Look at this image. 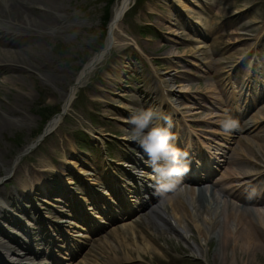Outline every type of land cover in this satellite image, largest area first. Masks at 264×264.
I'll use <instances>...</instances> for the list:
<instances>
[{
	"label": "rangeland",
	"instance_id": "obj_1",
	"mask_svg": "<svg viewBox=\"0 0 264 264\" xmlns=\"http://www.w3.org/2000/svg\"><path fill=\"white\" fill-rule=\"evenodd\" d=\"M118 1L110 4V16ZM105 3L106 0H60L58 8L51 10L53 18H63L64 26L39 40L38 52L30 51L44 58L51 71L20 78L28 101L24 110L17 117L12 116L10 123L0 130V188L21 187L18 183L25 178L27 166L53 168L49 183L43 184L48 185L44 192L35 188L23 200L30 210L23 220L37 227L41 223L42 230L36 234L41 242L35 247L43 249L21 258L23 253L17 252L22 251L23 239L18 238L17 244H11L15 250L11 260H15V264L19 261L24 264H228L220 261L221 251H214L218 245L217 234L225 230L221 227L208 230L206 237H212L213 243L207 249L204 237L192 226L174 220L172 210L165 208L168 198L177 205V192L183 189L182 184L161 199L172 227L188 232L185 239L171 227H156L136 209L121 218L122 207L111 193L110 184L119 188L126 204L122 194L127 193L128 188L132 190L127 183L130 180L119 179L115 173L122 167L130 171V167L116 161L126 164L130 155H137L143 168L147 161L146 154L139 155V150L143 151L140 146L124 132L131 127L126 123L129 108H152L156 116L160 112V119L163 118L167 109L158 108L149 83L154 82L156 74L167 73L171 88L179 90L177 98L172 99L177 107L171 120L177 131L190 139L189 142L184 139L182 147L188 153L189 167L195 169V150L200 148L212 162L219 161V169L208 163L213 182L228 170L238 183L260 174L264 183V116L261 117L264 115V0H134L114 31L112 48L90 70L59 124L30 153L22 156L14 166L17 173H4V167L11 166L16 155L43 131L46 124L43 113L48 107L61 111L62 98L74 82L81 61L88 54L92 57L98 49L100 17ZM174 28L179 29L178 35L170 33ZM240 59L236 69L231 71ZM250 67L257 81L246 84L244 73ZM3 81L4 75H1L0 82ZM6 95L13 99L14 92L1 86L0 97L7 100ZM235 111L242 114V120L249 126L252 122L257 124L240 133L223 132L219 123L222 116L225 112L233 116ZM155 120L156 117L153 122ZM81 130L88 132L87 138ZM223 151L225 154L220 157ZM67 160L75 162L77 168L66 165ZM88 172L93 173L90 176L96 181L92 184L95 189L109 188V199L96 190H89L84 180ZM64 180L69 182L64 183ZM122 183L125 187H120ZM222 187L220 183L214 188L218 213L225 210L224 202L239 204ZM257 190L254 187L255 193ZM133 201L129 198L127 208H135ZM258 207L264 212V202ZM75 210L84 219L75 215ZM178 213L182 214L181 210ZM186 216V219L191 217ZM61 218L71 219L75 225L54 223ZM134 218L142 222L143 230L157 235L164 233L185 251H177L161 242L158 246L142 242L139 243L142 249L149 245L154 248L155 261L148 262L146 257L145 260L141 257L122 260L124 253L114 254L106 245L117 247V230L138 228L130 220ZM2 222L0 219V224ZM5 224V228L10 225ZM16 229L26 235L24 228ZM48 232H53L54 236H48ZM129 232L133 236L131 230ZM195 242L202 244L200 254L191 248ZM228 256L234 264L230 251Z\"/></svg>",
	"mask_w": 264,
	"mask_h": 264
},
{
	"label": "bare ground",
	"instance_id": "obj_2",
	"mask_svg": "<svg viewBox=\"0 0 264 264\" xmlns=\"http://www.w3.org/2000/svg\"><path fill=\"white\" fill-rule=\"evenodd\" d=\"M59 1L60 0H0V76L4 75V81L0 82V87L6 86L8 92H14L13 99L8 98L7 95V100L0 97V130L3 126L10 123L12 116L17 117L18 114L24 110L23 106L28 101L27 94L23 93V84L19 82L20 78L34 77L36 75L40 76L48 74L51 71L50 64L44 58L32 55L30 51L33 50V52H38L37 47L40 43L39 40L46 38L48 36L47 34L52 35L53 32L64 26L63 18L57 16H54L53 18L50 14L51 10L58 8ZM133 1L134 0H119L113 8V13L108 24L109 34L106 38L105 46L92 56L84 68L76 75L74 82L62 98V107L64 109L69 110L78 88L84 84L90 70L93 66L102 61L106 53L111 49V45L115 40L114 31L120 26L125 12ZM196 23L198 22L196 21ZM178 31V28H174L173 32L170 33L172 35H178ZM198 47H200V45ZM167 74H164L163 76L165 83L167 82L166 84L162 78H160L163 81L162 87L157 86L160 90L157 89L155 82L149 83V90L154 94L153 96L157 101L158 107H165V109H167L161 120L160 114L157 113L156 120L153 122L155 123V126H165V118L170 120L173 125L171 116L174 115L175 112H173L174 110L170 107L168 102H173L171 101L173 97L177 98V92H179V90L175 91L171 88V85H169L170 82L167 80ZM51 77L54 78L55 75H51ZM233 114V117L239 120V128L231 133H240L243 130H249L257 124L252 122L251 126H249L247 121L242 120L243 116L241 113L235 111ZM263 116L264 115L261 117L263 118ZM59 122L60 118L58 119V116H54L45 127V130L47 132L52 131ZM175 127L176 126L173 125L170 130L176 136V146L183 151L182 147L184 139L187 140V142L190 139L188 136L185 137L183 133H177L176 131L174 133V129L176 130ZM262 138L264 139V134H262ZM34 141L29 145L32 146ZM22 152L23 151L16 155L11 166L4 167L5 175H9L13 171L14 173H17L15 165L18 164L19 160L22 158ZM144 154L145 153L140 150L139 155ZM224 154L225 151L222 152L220 157H223ZM195 160L197 161L195 169H192L190 166V170L182 179L183 191H178L177 193L179 202L176 205L172 202V199L168 198V203L165 208H170L172 210L174 214L172 217L174 220L176 219L177 222H183L186 226H192L199 236L204 237L207 249L208 247H211L213 243L212 237H206L208 230L211 229L214 231L216 228L220 227L225 230V232L223 231L224 233L217 234L216 239L218 245L214 247L215 253L222 252L221 255H218L220 261L223 260L228 264H233L229 261L230 257L228 256V251H230L234 258V264H264V212L258 207V204L264 202V191L259 198L256 197L255 194L257 193L252 189L255 186L263 188L264 183L262 182V179L259 180L258 184L256 182L257 178H255L246 186H238V184L232 180V174L228 173V170H225L221 174V177L213 182V179L211 178L212 171L209 168L208 163H212L216 169H219V161L215 160L212 162L200 148L195 150ZM128 162L129 163L122 164L120 161H116V163H120L124 166L131 164L134 171L135 168L143 167V163H141V159L137 155H130L128 157ZM36 165L37 164L33 167L27 166L25 178L21 179V182H19L20 184L18 183L21 187L18 186L16 190H3L0 188V219L3 221L2 224H0V246L3 247L2 250L0 249V252L4 250L7 253L9 252L13 254L14 250L11 248V244L12 242H17V236H22V234L15 228L25 227L23 217H28L30 214L28 206L23 203V200L26 199L27 193H32L35 188H38L39 191L42 189L41 192H44V189L48 187V185L43 184L49 183V175L52 174L51 171L53 168L43 167L39 169ZM66 165L77 168L76 163L72 162V160H67ZM145 165L148 166L147 163H145ZM149 168H147V170ZM92 174L93 173L88 172L87 180H89V183L95 184L96 181L90 176ZM115 175L119 179H124L126 176H130L132 179L138 180L139 182L135 184V187L132 190L130 188L127 189L129 191L125 193L126 198L133 199L135 201L133 202V205L136 207L135 209L138 212L144 213V217L151 221L156 227L163 228L167 226L173 228L172 223L165 215L162 205L158 203L163 196L158 197L153 194L152 185L154 182L151 185L145 183L147 180L144 181L145 177L153 179L152 172L147 173L146 171H143V175L141 176L137 173L126 171V169L122 167L119 170L116 169ZM63 182L68 183L69 181L64 180ZM220 183L223 186L222 190L224 192L242 204H233L229 201L224 202L223 205L225 210L223 212L219 211L218 213V205L214 200V187L218 186ZM40 184L41 186H39ZM128 184H130V182H128ZM120 187L125 186L122 183L120 184ZM206 188L211 199L205 198ZM112 190L114 192L113 194L117 197L119 204L123 208V213L119 214H121V218L124 219V217H127L129 213H131V210L127 209V207L125 208L120 202L123 200L119 197L120 192L118 188L116 189L115 185H113ZM99 191L104 196H109L110 194L106 187L99 189ZM132 193H134V195H132ZM140 193L145 197L141 201H139ZM252 193L254 194L250 195ZM187 194L191 196L190 198L188 197L189 199H187ZM251 203L255 204V206L252 207ZM11 210H14L16 213L13 214ZM178 210H181L182 214H179ZM74 213L77 215L79 211H74ZM186 215H190L191 217L189 216L190 218L186 219ZM130 220L135 223L138 228L125 227L121 230H117L115 233L117 247L106 245L114 254L124 253L122 260H133L137 257L144 259L146 257L149 260L148 262L155 261L154 248L149 245L145 247V249H142L139 247V243L142 242H149V244L155 246H158L161 242L164 245L167 244L169 247L175 248L177 251H185V248L181 244H173L172 237H168L164 233H159L157 235L145 231L143 230V224L139 219L134 218ZM5 223L11 225L12 231L10 233L6 230L7 228L5 229L3 227L6 225ZM56 223L60 225L74 224L71 220L64 218L57 219ZM40 224L38 227L31 225V228L29 227V229L25 230L26 235L30 238V244L24 246V252L22 251L24 254L22 255V258L25 255L37 253V251L33 249V245L40 239L37 237H30V235L33 236L39 231V229L41 230ZM129 230H131L133 236L130 234ZM175 230L176 233L184 239L188 235L186 234L188 233L187 231ZM183 232H185L184 235ZM192 237L195 238V235ZM189 238H191V236H189ZM23 239L24 242L27 240L26 238ZM48 241L49 240L44 241V243ZM191 248L197 251V254H200L202 244L195 242L194 245H191ZM207 249L205 252H207ZM17 253L21 252L18 251ZM206 258L207 256L205 259ZM214 259L218 261V257L215 256ZM0 264H7V261L0 258ZM8 264L13 263L8 261Z\"/></svg>",
	"mask_w": 264,
	"mask_h": 264
},
{
	"label": "clouds",
	"instance_id": "obj_3",
	"mask_svg": "<svg viewBox=\"0 0 264 264\" xmlns=\"http://www.w3.org/2000/svg\"><path fill=\"white\" fill-rule=\"evenodd\" d=\"M129 111L130 116L126 123L131 127L125 128L124 132L147 156L146 163L153 172V194L162 197L177 190L190 168L188 153L175 144L176 136L170 130L173 127L171 121L165 118V126H152L156 117L152 108L130 107ZM219 123L225 133H231L239 128V121L228 112L224 113ZM138 171L142 176V170Z\"/></svg>",
	"mask_w": 264,
	"mask_h": 264
},
{
	"label": "trees",
	"instance_id": "obj_4",
	"mask_svg": "<svg viewBox=\"0 0 264 264\" xmlns=\"http://www.w3.org/2000/svg\"><path fill=\"white\" fill-rule=\"evenodd\" d=\"M112 2H113V0H106V4L103 7V11H102V15H101V28H102L101 34H100L101 42L104 39V35H105V31H106V23H107L109 16H110L109 6ZM99 44H102V43H99ZM83 59H85V58H83ZM54 112H55V109L48 110L46 114L44 112L43 113L45 115L44 119L47 120Z\"/></svg>",
	"mask_w": 264,
	"mask_h": 264
}]
</instances>
